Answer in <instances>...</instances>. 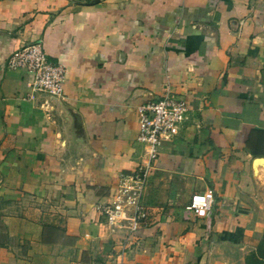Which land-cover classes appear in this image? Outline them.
<instances>
[{
    "label": "crops",
    "instance_id": "crops-1",
    "mask_svg": "<svg viewBox=\"0 0 264 264\" xmlns=\"http://www.w3.org/2000/svg\"><path fill=\"white\" fill-rule=\"evenodd\" d=\"M33 43L67 69L57 100L7 67ZM167 88L189 111L129 233L101 207L146 156L138 107ZM258 159L264 0H0V264H247L264 236Z\"/></svg>",
    "mask_w": 264,
    "mask_h": 264
},
{
    "label": "built area",
    "instance_id": "built-area-1",
    "mask_svg": "<svg viewBox=\"0 0 264 264\" xmlns=\"http://www.w3.org/2000/svg\"><path fill=\"white\" fill-rule=\"evenodd\" d=\"M7 67L11 70L26 69L32 73L31 87L34 92L57 98L64 96L67 69L63 64L52 61L41 43L29 44L16 51L9 58ZM188 111L187 100L176 96L170 88L160 98L138 107V141L146 145V156L131 176L122 179L120 191L124 198L101 207L114 227L133 233L148 224L149 214L141 206V197L149 173L159 159L163 141L180 132ZM214 203V192L208 190L194 194L188 209L197 217L205 218L210 215Z\"/></svg>",
    "mask_w": 264,
    "mask_h": 264
},
{
    "label": "trees",
    "instance_id": "trees-1",
    "mask_svg": "<svg viewBox=\"0 0 264 264\" xmlns=\"http://www.w3.org/2000/svg\"><path fill=\"white\" fill-rule=\"evenodd\" d=\"M247 264H264V236L259 242L257 249L246 258Z\"/></svg>",
    "mask_w": 264,
    "mask_h": 264
},
{
    "label": "water",
    "instance_id": "water-1",
    "mask_svg": "<svg viewBox=\"0 0 264 264\" xmlns=\"http://www.w3.org/2000/svg\"><path fill=\"white\" fill-rule=\"evenodd\" d=\"M46 95V94H45ZM47 97H49V98H51V99H53V100H57V99H59V98H57V97H54V96H49V95H46ZM259 161H264V159H258Z\"/></svg>",
    "mask_w": 264,
    "mask_h": 264
}]
</instances>
